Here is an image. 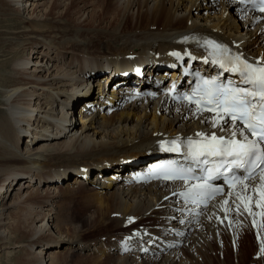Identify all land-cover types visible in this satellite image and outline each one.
<instances>
[{"label":"bare ground","instance_id":"obj_1","mask_svg":"<svg viewBox=\"0 0 264 264\" xmlns=\"http://www.w3.org/2000/svg\"><path fill=\"white\" fill-rule=\"evenodd\" d=\"M98 7L85 0H0V259L65 264L73 251L92 249L90 264H264L261 176L199 218L181 213L187 183L125 181L164 157L163 143L150 148L162 133L231 137V124L213 127L216 116L138 95L137 84L146 89L149 77L112 75L128 56L184 49L175 40L190 34L264 64V15L226 0H105ZM105 33L118 41L109 44ZM113 44L124 50H109ZM160 69L147 72L163 79ZM77 77L95 82L71 96ZM118 83L125 85L116 91ZM126 148L132 153L119 154ZM114 149L119 153L108 156ZM55 161L64 172L40 174ZM73 175L91 184L75 210L57 190ZM19 180L26 182L16 187ZM24 254L29 262L21 261Z\"/></svg>","mask_w":264,"mask_h":264},{"label":"snow or ice","instance_id":"obj_2","mask_svg":"<svg viewBox=\"0 0 264 264\" xmlns=\"http://www.w3.org/2000/svg\"><path fill=\"white\" fill-rule=\"evenodd\" d=\"M260 2L264 5V0H260ZM261 11H264V7L261 8ZM206 43L215 50L223 53L229 52L227 48H223L214 41ZM214 62L219 63L221 68L239 73L242 83L250 85V87L221 85L216 80H204L202 86H198L192 96L184 97L190 104H195L200 112H216L213 127L224 120L225 123L231 122L233 128L230 139H225L223 136L218 137L215 133L210 136L198 133L197 135L202 137V140L188 141L190 155L194 161L207 164L209 157L220 158V163L215 168L204 169L205 176L195 177L196 180L203 181L202 183L193 185L187 192L181 194L191 199L193 203L207 198L209 192L219 193L222 191L207 183V181L217 178L215 174L224 175L220 172L221 166L228 165L229 171L232 168L241 169L251 166L254 171L257 166L256 161L264 164V148L261 147L264 144V66L249 63L239 55L229 57L227 63L220 59ZM229 65L231 66L229 67ZM237 131L243 136V140L235 138ZM246 131L256 139L249 140L245 135ZM171 143L174 147L169 150L180 151L177 141ZM201 157L204 159H199ZM162 168L165 169L163 174L165 179L186 180L192 177V168H178L173 165H165ZM253 171H248L245 179H252ZM224 178L232 186H234L233 181L244 184V181L235 175L231 178L227 176ZM261 180L264 181V175L261 176ZM262 196H264V192H262ZM224 203L227 204L228 201L225 200Z\"/></svg>","mask_w":264,"mask_h":264},{"label":"rangeland","instance_id":"obj_3","mask_svg":"<svg viewBox=\"0 0 264 264\" xmlns=\"http://www.w3.org/2000/svg\"><path fill=\"white\" fill-rule=\"evenodd\" d=\"M86 2H92L93 3V5H94V7H98L101 3H104L105 2V0H85ZM100 9V7H98V8H96V10L98 11ZM198 12V14H202L204 11H202V10H198L197 11ZM108 15H105L103 18H106ZM103 35H106V37H107V41H109V44H110V42L111 43H114V42H116V41H118V39H119V36H114V35H112V34H103ZM119 46L121 45L120 44V42H119V44H118ZM152 47H154L155 49H157V50H164L165 48H167V49H174L175 47L176 48H180L179 46H175V47H173V45L172 44H169L168 46H159L158 44H155V45H153ZM109 50H116L117 52L118 51H120V50H124L123 49V47H117L116 45H110L109 46ZM94 80V82H95V79H93ZM93 80H82L81 78H76L75 79V84H74V88H73V92H72V95L71 96H77V95H79V92L81 91V90H83L84 88H87V87H91L92 88V84H94V82H92L91 83V81H93ZM62 99V98H61ZM94 108H96V104H93V109L92 110H90L89 111V114H93V113H95V110H94ZM115 113V111L114 112H112V113H110L109 114V117H111L113 114ZM82 122L81 121H77V124L79 125V127H81L82 125H80ZM163 135H161L157 140L155 139V140H153L151 143H153L152 144V146L150 147V148H152V147H154L155 145H157V144H160V143H163V141H165V140H168V139H173V138H178V137H180L179 135H178V133H176L175 131H171V132H165V133H162ZM149 138H151V137H149ZM151 143H149V144H151ZM111 150H105V152L106 153H108V152H110ZM115 151V149L114 150H112V153H111V155H108V156H114V155H116L117 153H119V152H114ZM124 152H126V153H132L131 152V150L129 149V148H126V149H122L121 151H120V153L119 154H121V153H124ZM98 157V156H97ZM97 157H94V158H92V159H89L88 160V162L87 163H89V162H93V161H95V159L97 158ZM115 158H117V157H115ZM20 169H24V167H17L16 168V170H20ZM59 171H61V172H64L65 171V169H62L60 166H59V163H58V161H55V162H50V167H47V166H44L42 169H41V172H40V174L41 175H43V176H47V175H50V174H53V173H57V172H59ZM95 178H93V180H94ZM23 180H19L18 182H15V186L16 187H18V186H20V183H25L26 181L24 180L23 182H22ZM95 182H96V180H94ZM97 183V185H98V182H96ZM58 184H60L61 185V187L62 188H60V189H57V190H60V191H62L65 195H63L62 193H59V195H61V197L62 196H64L65 198H67V199H65V204H67V205H69V207H71V201H72V204L74 205L73 206V210H75V208H76V206L77 207H79V208H81V205H78V202L79 201H81L82 199H83V195H84V197L87 195V193H86V189H87V191H88V189L90 190V188H91V184L89 183V182H87L86 180H83V179H79V178H77L76 176H71V178H69V179H67V180H63V181H59L58 182ZM80 184V185H79ZM81 184L85 187V188H83V186H81ZM45 186V185H44ZM98 186H100V187H104V185H98ZM47 187V186H46ZM40 188V187H39ZM41 190H43L42 188H40ZM82 189H84V190H82ZM101 190H103V189H101ZM72 191V192H71ZM77 191V192H76ZM101 192V191H100ZM5 199H7L8 200V197H6ZM76 204V205H75ZM83 214H80V216H82ZM68 230L70 229V226H67L66 227ZM252 243H253V246H254V244H255V242H254V240L252 239ZM56 252H58V253H61V254H66L67 252L65 251V252H60L59 250H56ZM71 253V252H70ZM88 254H94V251L91 249V250H84V251H73L72 252V255L73 256H75L72 260L71 259H68L67 261H66V263L65 264H75V262H77V260H78V262L76 263V264H81V262L83 263V264H88L89 263V261H88V258L87 257H89L88 256ZM96 254V253H95ZM101 255H102V253L100 254H97V256H99V257H101ZM103 255H105L104 253H103ZM70 257H71V254L69 255ZM81 256V257H80ZM22 258V260L21 261H25L26 260V258H27V256H26V254H24L23 256H21ZM86 259V261H85V259ZM81 258V259H80ZM77 259V260H76ZM80 259V260H79ZM71 260V261H70ZM83 260V261H82ZM69 261V262H68ZM73 261H74V263H73ZM79 261H80V263H79ZM26 262H29L28 261V259L26 260ZM85 262V263H84ZM0 264H20V260H19V262H18V260L16 259V258H11L10 260H7L5 257H2L1 259H0ZM90 264V263H89Z\"/></svg>","mask_w":264,"mask_h":264}]
</instances>
